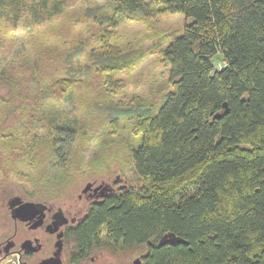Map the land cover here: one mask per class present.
I'll return each instance as SVG.
<instances>
[{"label": "trees", "instance_id": "1", "mask_svg": "<svg viewBox=\"0 0 264 264\" xmlns=\"http://www.w3.org/2000/svg\"><path fill=\"white\" fill-rule=\"evenodd\" d=\"M71 7L72 0H0V183L45 165L44 183L38 175L20 184L33 186L29 195L56 196L75 141L92 139L98 147L87 167L96 173L119 159L113 146L127 141L140 182L90 211L78 230L80 248L145 245L141 264H264V0H95L81 11ZM175 13L192 20L180 32L162 33L147 52L115 46L122 22L154 30L157 15ZM21 18L26 43L18 65H6ZM76 27L80 36L72 42ZM147 54L166 66L167 88L157 101L114 102L111 76ZM106 72L95 91L94 80ZM83 80L91 93L80 130L59 105ZM81 163L70 160L79 172ZM164 234L182 241L159 245Z\"/></svg>", "mask_w": 264, "mask_h": 264}, {"label": "rangeland", "instance_id": "2", "mask_svg": "<svg viewBox=\"0 0 264 264\" xmlns=\"http://www.w3.org/2000/svg\"><path fill=\"white\" fill-rule=\"evenodd\" d=\"M95 0H72L73 7H78V10L81 11L85 7L92 4ZM71 7V8H73ZM66 19V18H65ZM191 18H185L183 14L175 13V14H161L157 15L154 18L155 28L148 27L145 23L140 21H124L117 28L116 32L118 33V40L115 46H118L121 51H141L144 50L147 52L150 49V45L152 42H157V39L162 36V33H176L180 32L183 28L185 22H190ZM64 18L62 20V24L66 25L67 21L64 23ZM84 26V24H83ZM67 27L72 28L71 25ZM78 27H76L71 35L74 36V40L72 42H77L80 36L78 32ZM14 33V45L11 48L10 54L5 59L6 65H18V53L26 43V39L29 33V29L25 24L24 18H21L16 25V29ZM155 33V34H154ZM1 35V34H0ZM82 37H85L87 34L84 30H82ZM147 35H152L153 40H149ZM72 36V37H73ZM1 37V36H0ZM214 65L216 69H219L224 65L222 58L220 55H217L214 59ZM0 67H2V63H0ZM108 73H100V77L94 80L95 85L94 90L100 92L103 88L104 83L107 81ZM167 69L166 66L158 61L157 54H147L141 63L131 69L129 72H121L115 73L111 77L112 84L115 85L111 89L112 93L110 97H112L113 101L118 103L121 106L129 105L133 101L134 96H138L139 99H152L156 100L160 98L161 93L164 92L167 80ZM86 81L83 80L82 84L78 88H73L71 91V95L68 99H65L59 108L61 109L59 112L63 114L64 119L76 123V127L78 129H82L85 127V100L91 93V87L86 85ZM103 84V85H102ZM6 90L5 87H2L0 91ZM102 92V91H101ZM107 95V94H106ZM85 113V114H84ZM38 137H42V131H38L36 134ZM79 138V137H78ZM75 147L73 150H77V153L70 154L68 157L67 163L70 165L69 167L65 166L64 171L65 176L63 177V182L65 183L64 187H62L56 196L51 195H42L39 193V199H50L57 200L58 199H66L68 201H73L79 191L82 189L85 181L89 179H106L111 181L115 178L116 175H119L120 180L119 184H126L127 186L134 185L140 182L139 176L135 171L131 158H130V144L127 141L118 143L116 146H113L115 153L119 156V159L109 160L108 167H102V171L91 172L88 170V162L93 160L92 158L99 155V149L94 144L92 139L84 140L80 139L75 141ZM82 157L81 163V171L79 172L76 169V165L70 164V160L74 161L75 158ZM46 162V160H43ZM24 167V166H23ZM39 174L36 170H29L27 168L22 169V176L16 177L12 176L13 180L3 182L4 185L0 186V197H4L3 189H7V191H11L10 189L16 190L18 188L16 185L19 183V187L22 190L23 194H26L29 189H32L33 186L27 184L23 186L20 184L21 182H26V179H30L31 181H36L39 175V179L41 183H44V178L48 176L44 171L45 165H39ZM55 168L50 172H54ZM45 174V175H44ZM43 175V176H40ZM51 177V176H50ZM26 178V179H25ZM43 178V180H42ZM22 185V186H21ZM23 187H26L23 189ZM41 189L43 190L42 186ZM40 189V190H41ZM19 191V190H18ZM48 191V190H47ZM57 190H53L52 193H55ZM49 192V191H48ZM51 196V197H50ZM1 209V206H0ZM2 210V209H1ZM4 222L5 219L2 218V212H0V238L2 233H4ZM113 253H109V255L103 256L102 264H133V260L137 258L140 252H143L142 246H137L133 249L126 250H113ZM7 262L0 261V264H6Z\"/></svg>", "mask_w": 264, "mask_h": 264}, {"label": "flooded vegetation", "instance_id": "3", "mask_svg": "<svg viewBox=\"0 0 264 264\" xmlns=\"http://www.w3.org/2000/svg\"><path fill=\"white\" fill-rule=\"evenodd\" d=\"M119 180V175L111 181L89 179L73 201L39 199L28 192L23 194L20 185L9 192L3 189L0 212L5 219V231L0 238V261L6 264H102L101 258L117 247H106L100 242L88 249L80 248L78 230L95 206L129 187L119 184ZM145 254L144 245L143 252L137 256L138 264Z\"/></svg>", "mask_w": 264, "mask_h": 264}, {"label": "water", "instance_id": "4", "mask_svg": "<svg viewBox=\"0 0 264 264\" xmlns=\"http://www.w3.org/2000/svg\"><path fill=\"white\" fill-rule=\"evenodd\" d=\"M224 108H225V112L227 111V104L224 103L223 104ZM29 205H32L31 203H27ZM182 241V239H180L179 237L173 235V234H164L158 241V244H163L166 242H180ZM139 263V259L136 258L135 260H133V264H138Z\"/></svg>", "mask_w": 264, "mask_h": 264}]
</instances>
